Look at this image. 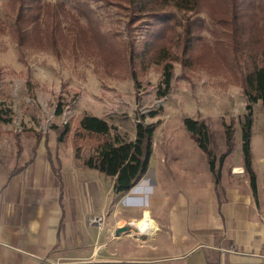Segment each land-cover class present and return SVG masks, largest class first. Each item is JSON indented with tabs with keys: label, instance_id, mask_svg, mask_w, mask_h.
I'll return each mask as SVG.
<instances>
[{
	"label": "rangeland",
	"instance_id": "obj_1",
	"mask_svg": "<svg viewBox=\"0 0 264 264\" xmlns=\"http://www.w3.org/2000/svg\"><path fill=\"white\" fill-rule=\"evenodd\" d=\"M232 1L241 9L247 0H205L198 12L171 8L159 17L136 19L124 0H0V110L4 118L0 161L19 166L39 146H45L50 156H55L56 147L64 154V147L73 150L81 166L103 139L79 129L85 115L103 119L112 128L110 137L118 134L125 141L134 140L139 121L157 124L153 162L163 154L182 158L200 152L183 126L184 118L206 123L209 148L216 159L226 150L225 127L232 131L230 153L239 148L242 154L241 123L248 102L241 75L260 58L241 49L233 51L231 30L214 20L217 12L229 17ZM250 2L248 11L264 24V0ZM35 4L42 13L37 26L26 30L22 44L16 18ZM164 24L169 27L164 32L167 46L176 61L172 62L170 90L158 98L162 65L145 67L137 59L134 80L127 59L131 47L135 55L140 54ZM186 24H190L192 41L184 51ZM37 32L39 41L32 38ZM107 49L116 57L111 65H107ZM59 108L62 112L57 115ZM65 127L68 132L59 142ZM263 133L264 107L258 101L252 104L251 134L255 139Z\"/></svg>",
	"mask_w": 264,
	"mask_h": 264
},
{
	"label": "crops",
	"instance_id": "obj_2",
	"mask_svg": "<svg viewBox=\"0 0 264 264\" xmlns=\"http://www.w3.org/2000/svg\"><path fill=\"white\" fill-rule=\"evenodd\" d=\"M58 148L39 146L19 166L0 161V264H264V133L250 139L255 195L239 148L218 183L198 147L155 162L152 153L118 195L113 179ZM146 216L154 231L135 226Z\"/></svg>",
	"mask_w": 264,
	"mask_h": 264
},
{
	"label": "trees",
	"instance_id": "obj_3",
	"mask_svg": "<svg viewBox=\"0 0 264 264\" xmlns=\"http://www.w3.org/2000/svg\"><path fill=\"white\" fill-rule=\"evenodd\" d=\"M79 1V0H75ZM131 8L136 19L145 16L159 17L169 9H175L178 12H198L205 0H124ZM38 4V3H37ZM35 4L25 11H21L16 18V27L19 33V42L23 44L26 30L32 26H37V21L42 13L40 5ZM238 9L232 1L229 8V17L225 12H217L214 14V20L217 23H224L231 30L232 50L241 49L252 57L259 56L260 60H253L250 71L241 75V87L247 99L246 115L241 123V150L243 155L244 170L250 179V186L253 194L256 193L255 176L251 169L250 139L252 126V104L261 102L264 107V24L258 23V16L255 12H249L251 6L250 0L240 4ZM243 7V8H242ZM227 17V18H226ZM264 22V20H263ZM34 28V27H32ZM169 28L164 24L162 30L154 35L152 39L144 44V48L140 54L134 52L131 47L128 65L132 68V77L136 80L134 66L137 59L145 67L149 65H162V81L158 91V98L166 96L170 90V84L173 76L172 62L176 61L174 54L167 46L165 30ZM37 30V29H36ZM38 31V30H37ZM190 24H186L183 33L187 36L184 51L191 44ZM38 32L33 35V39H37ZM228 54V50L225 51ZM107 65H111L116 61L114 51L107 49ZM62 112L61 108L57 110V115ZM0 110V122L4 118ZM154 116V114H151ZM157 124H147L139 121L135 125V137L132 141H125L114 134L110 137L111 126L103 119L94 116H82L79 121V129L88 136L102 137L94 149L93 155L81 162V166L95 170L105 176L113 179V193L115 195L127 193L146 173L149 160L152 154L153 133ZM183 126L189 134L191 140L205 154L208 167L213 175L215 183L220 179V170L224 159L232 151V131L229 127H225V152L215 158L210 150V132L203 120L184 118ZM68 127L60 131L58 141L62 142ZM78 158V157H77Z\"/></svg>",
	"mask_w": 264,
	"mask_h": 264
},
{
	"label": "bare ground",
	"instance_id": "obj_4",
	"mask_svg": "<svg viewBox=\"0 0 264 264\" xmlns=\"http://www.w3.org/2000/svg\"><path fill=\"white\" fill-rule=\"evenodd\" d=\"M135 226H137L140 231H146L147 229L154 231L156 228L155 223L147 216L143 221L137 222Z\"/></svg>",
	"mask_w": 264,
	"mask_h": 264
},
{
	"label": "water",
	"instance_id": "obj_5",
	"mask_svg": "<svg viewBox=\"0 0 264 264\" xmlns=\"http://www.w3.org/2000/svg\"><path fill=\"white\" fill-rule=\"evenodd\" d=\"M129 231H130V226H125V227H122V228L117 229L115 231V235L118 236L121 233L129 232Z\"/></svg>",
	"mask_w": 264,
	"mask_h": 264
},
{
	"label": "built area",
	"instance_id": "obj_6",
	"mask_svg": "<svg viewBox=\"0 0 264 264\" xmlns=\"http://www.w3.org/2000/svg\"><path fill=\"white\" fill-rule=\"evenodd\" d=\"M94 224L100 225L101 224V218H95L92 220Z\"/></svg>",
	"mask_w": 264,
	"mask_h": 264
}]
</instances>
